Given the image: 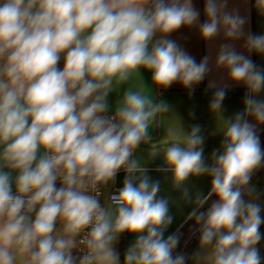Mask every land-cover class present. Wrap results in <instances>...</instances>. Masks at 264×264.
Returning a JSON list of instances; mask_svg holds the SVG:
<instances>
[{"label":"clouds","instance_id":"obj_1","mask_svg":"<svg viewBox=\"0 0 264 264\" xmlns=\"http://www.w3.org/2000/svg\"><path fill=\"white\" fill-rule=\"evenodd\" d=\"M226 8L227 0H206L204 39L221 30L232 40L245 36L246 18ZM255 8L264 15V0ZM199 15L191 0H0V264H120L115 244L125 232L136 238L123 264H262L264 216L250 181L264 166V149L248 117L264 124V100L256 95L264 71L223 44L216 65L249 89L244 112L225 122L223 151L205 162L198 125L183 147L175 142L164 150L166 167L157 171H171L177 187L191 175L212 177L211 191L196 195L197 209L218 198L206 212L189 213L200 225L191 257L173 255L180 236L164 237L173 220L169 200L157 196L160 182L132 158L170 106L128 88L108 115L109 94L140 68L163 87L179 81L190 88L204 79L209 58L197 63L166 38ZM157 33L163 35L154 40ZM244 47L264 54V35L247 34ZM225 95L223 88L215 92L213 111ZM121 169L123 187L102 205L100 186Z\"/></svg>","mask_w":264,"mask_h":264},{"label":"crops","instance_id":"obj_2","mask_svg":"<svg viewBox=\"0 0 264 264\" xmlns=\"http://www.w3.org/2000/svg\"><path fill=\"white\" fill-rule=\"evenodd\" d=\"M191 2L200 13L197 23L192 26H181L176 31L167 34L166 38L175 41L197 63L201 62L206 56L209 58L210 71L204 79L190 88L185 87L179 81L173 82L168 87H163L154 83L150 70L140 68L139 75H133L126 83L119 85L118 90L111 92L108 97L109 112L114 113L117 102L122 99L125 90L128 88L143 89L144 93L156 102L163 100L170 106L167 113L158 115L156 120L149 126L150 142H142L134 150L132 157L148 169L147 175L151 180L160 182V191L157 196L169 200V214L173 217V220L165 229V238L179 232L183 224L189 219V213L193 209H197L195 203L197 193L202 196L207 195L211 191L212 182V177L208 174L191 175L181 187H177L171 171H157L158 168L166 167L165 148L175 142H181L183 147L184 137L190 133L193 126L198 125L201 129L200 134L204 137L202 146L205 162L210 165L213 163L212 153L216 150L223 151L221 145L224 140L225 122L229 118L234 119L236 114L243 113L245 110L244 99L249 94V89L243 82L233 81L227 68L216 65L220 47L223 44H231L237 53L247 56L258 68L264 71V54L249 52L244 47L247 34L264 35V15H261L255 8V0H227L226 11L238 12L247 20L243 28L245 36L237 40L226 38L223 30L213 39H204L199 26L207 19L204 11L206 0H191ZM162 35L157 33L154 40L159 39ZM63 57L64 54L62 53L61 60L57 65L60 69L63 68L64 64ZM210 83L215 86L210 88ZM221 88L225 90L226 95L221 102V108L213 111L210 107L211 102L214 99L215 92ZM256 95L258 99L264 100V90ZM248 119L250 123L256 124L261 148L264 149V124H257L252 117H248ZM170 132L175 134V138L170 135ZM15 175L16 173H13V176ZM125 175V172H120L115 177V181L110 182L105 187L103 205L107 206L110 203L108 192L113 185L123 186ZM59 186L60 181L58 180L57 187ZM250 186L256 189V194L259 197L257 202L262 206L261 215L264 216V169L258 173ZM185 188L188 190V199L183 197ZM13 191H15L14 188ZM214 197L215 194L205 204L209 203ZM245 198L251 199L247 196ZM260 232L264 234V224L261 225ZM135 238L136 234L134 233L125 232L120 235L118 242L115 244V248L120 255V264H123L125 251L135 241ZM257 247L260 249L261 256L264 257V239L260 241ZM198 248L199 241L192 250L190 257ZM205 253H207V250H205ZM73 254L78 253L74 250ZM188 264H192L190 259ZM202 264H210V261H203ZM262 264H264V260H262Z\"/></svg>","mask_w":264,"mask_h":264},{"label":"rangeland","instance_id":"obj_3","mask_svg":"<svg viewBox=\"0 0 264 264\" xmlns=\"http://www.w3.org/2000/svg\"><path fill=\"white\" fill-rule=\"evenodd\" d=\"M263 169H264V167H261V168L256 169L253 172L250 184L254 181V179L256 178L258 173ZM216 199H218V198L215 195V197L209 203L203 205V211L202 212H206L207 209L211 206L212 202L215 201ZM199 227H200V225L195 222V224L192 225V227L190 228V230L187 233L182 232L181 229L179 230V232L177 234L180 236V242H179L177 248L174 250L175 255L177 253H183V254L186 253V250L189 247L190 243L199 234Z\"/></svg>","mask_w":264,"mask_h":264},{"label":"trees","instance_id":"obj_4","mask_svg":"<svg viewBox=\"0 0 264 264\" xmlns=\"http://www.w3.org/2000/svg\"><path fill=\"white\" fill-rule=\"evenodd\" d=\"M197 211H198V212H202V211H203V206H202L201 208H199ZM195 222H196L195 217H193L192 219H188V220L183 224V226L181 227L182 232L187 233V232L190 230V228L192 227V225L195 224ZM199 235H200V233H199V234L194 238V240L190 243V245H189V247L187 248L186 253H185L186 256L190 257V254H191L192 250L194 249L195 245H196V244L198 243V241H199ZM173 255H175V253H173Z\"/></svg>","mask_w":264,"mask_h":264},{"label":"built area","instance_id":"obj_5","mask_svg":"<svg viewBox=\"0 0 264 264\" xmlns=\"http://www.w3.org/2000/svg\"><path fill=\"white\" fill-rule=\"evenodd\" d=\"M108 115H110V116H114L115 115V113L114 112H109L108 113ZM120 172H125L123 169H121L118 173H117V175L120 173ZM107 185H104V186H100V194H99V200H100V202H101V204L103 205V194H104V189H105V187H106ZM123 186H120V185H113L112 186V188L110 189V191L108 192V201L110 202V197H111V195L112 194H114V193H116V191L118 190V189H120V188H122ZM34 215V214H33Z\"/></svg>","mask_w":264,"mask_h":264}]
</instances>
